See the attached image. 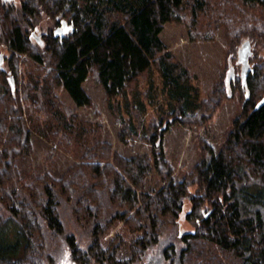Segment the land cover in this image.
<instances>
[{"label": "trees", "instance_id": "obj_1", "mask_svg": "<svg viewBox=\"0 0 264 264\" xmlns=\"http://www.w3.org/2000/svg\"><path fill=\"white\" fill-rule=\"evenodd\" d=\"M171 22L191 40L224 28L230 71L206 98L159 36ZM1 49L0 264H264V0H0ZM90 76L124 125L121 140L137 135L148 153L113 151L57 95L91 107ZM141 78L149 89L160 81V100L149 101L162 114L149 123ZM235 95L240 109L221 143L198 137L199 160L178 178L166 133L203 127ZM33 134L77 162L59 175L22 173Z\"/></svg>", "mask_w": 264, "mask_h": 264}, {"label": "rangeland", "instance_id": "obj_2", "mask_svg": "<svg viewBox=\"0 0 264 264\" xmlns=\"http://www.w3.org/2000/svg\"><path fill=\"white\" fill-rule=\"evenodd\" d=\"M12 1L17 2V0ZM43 27L37 29L35 34H41ZM160 38L177 60L189 69L193 77L192 82L202 99L206 98L221 74L225 71L227 73L230 71L227 68L229 66V62L227 63L228 59L225 57L226 33L221 26L217 28L216 36L211 40H191L184 24L171 22L165 24ZM4 54H7L6 50L1 49L0 57L4 56ZM241 56L243 60L246 58L244 49L241 51ZM225 66L227 67L225 68ZM153 82L154 88L152 89H149L147 78H141L135 86V90L139 93L137 98L145 103V111L140 115H142L146 123L162 114V106H154L149 101L152 95L156 98L159 97L157 99L160 100L159 78L154 79ZM83 88L91 99V107H77L63 89L57 90V95L69 107L76 110V115L80 119L97 128L95 130L99 131L101 140L110 145L113 151L123 157H135L149 152L148 144L137 135H134L130 140L129 138L126 141L121 140L120 135L124 125L118 120L116 112L108 106L106 95L93 76L88 77L84 81ZM240 102L238 95L225 100L203 127L175 124L166 133L164 140L165 153L174 167V174L178 178L189 172L199 160L198 147L196 145L198 137L205 138L216 145L221 143L230 128L232 118L240 109ZM122 107H124L123 101ZM123 109L122 112L127 111L125 107ZM121 115L123 118H129L128 113L123 112ZM50 148L53 149V155L49 161H46V155ZM76 162L69 152L58 146L55 147L47 139L33 134L32 154L20 158L19 169L22 173L31 171L42 174L48 171L59 175ZM148 183H152L155 187L160 186L161 182L154 171L151 172ZM189 207V202L184 201L183 211L179 218L181 230L189 229L184 220V214L189 210ZM119 225L114 228L116 231L120 229ZM112 234L113 232L110 233V235Z\"/></svg>", "mask_w": 264, "mask_h": 264}, {"label": "water", "instance_id": "obj_3", "mask_svg": "<svg viewBox=\"0 0 264 264\" xmlns=\"http://www.w3.org/2000/svg\"><path fill=\"white\" fill-rule=\"evenodd\" d=\"M58 30H60V28H57L56 29V31H58ZM63 30H65V28H63ZM244 61V67H245V72L247 71V69L249 68V65H247L246 63H245V59L243 60ZM9 80H10V83H11V85H12V77H9Z\"/></svg>", "mask_w": 264, "mask_h": 264}, {"label": "crops", "instance_id": "obj_4", "mask_svg": "<svg viewBox=\"0 0 264 264\" xmlns=\"http://www.w3.org/2000/svg\"><path fill=\"white\" fill-rule=\"evenodd\" d=\"M161 34V33H160ZM160 36V35H159Z\"/></svg>", "mask_w": 264, "mask_h": 264}]
</instances>
